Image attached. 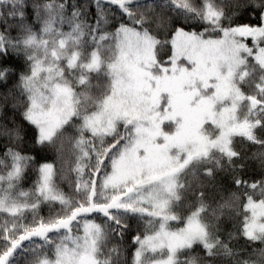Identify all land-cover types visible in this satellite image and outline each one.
Listing matches in <instances>:
<instances>
[{"label":"snow or ice","instance_id":"6c2138e0","mask_svg":"<svg viewBox=\"0 0 264 264\" xmlns=\"http://www.w3.org/2000/svg\"><path fill=\"white\" fill-rule=\"evenodd\" d=\"M0 139V264H264V0H0Z\"/></svg>","mask_w":264,"mask_h":264},{"label":"trees","instance_id":"16d2710c","mask_svg":"<svg viewBox=\"0 0 264 264\" xmlns=\"http://www.w3.org/2000/svg\"><path fill=\"white\" fill-rule=\"evenodd\" d=\"M59 2V0H58ZM72 0H69V3H71ZM218 2V0H217ZM71 11V9H69V12ZM93 12L95 11V9L92 10ZM253 23H255V21H252ZM65 31H68V28L65 27L64 29ZM13 35H15V33H13ZM245 43H247L250 47L252 46V42L251 41H246ZM166 59V57H164ZM121 132H123V127L121 126ZM167 130V129H166ZM259 135V133H257ZM5 141L3 139H0V144H3ZM109 143H111V140L108 141ZM234 142L239 145V143H243L244 148H245V154L249 157H251L252 153L261 151L259 145L253 144L251 142H248L246 140H242V138H234ZM66 160H68L70 163L65 164V169L64 172L61 173L58 177H57V184L59 186L60 189H62L66 194H70L72 192V189H74L75 184L74 181L76 179L75 174L74 173H70L69 169L71 167H74V157L72 155L71 152V145L67 146V152H66ZM52 159H54V157L51 156V154H49V160L48 162H52ZM45 162L44 160H39L38 163H43ZM57 167L59 168L60 165L57 164ZM262 171L259 168V163L256 160H249L247 162V166L244 168L243 171H238L235 173V176L238 178H241L243 180L248 181V183H252L253 181H257L260 180L262 178ZM37 179V174L34 170L29 169L28 170V174L24 180V182L21 184V188L25 191L30 190L32 188L33 183L36 181ZM85 179H87V176H85ZM228 183L231 185L230 191H237V188L235 186V184L232 182V178L231 176L229 177ZM71 185V187H70ZM20 189H17V191H19ZM244 189H240V191H243ZM250 191V189H249ZM259 192V189H257V193ZM222 196H224V198H227L228 193H222ZM257 199H259V196H256ZM74 199H81V197L79 196H75ZM216 202H220L222 203L223 201L220 199V196L216 197V201H209V203L212 204L213 207H215V203ZM242 208V205H241ZM60 211V205L57 203L55 206L49 205V204H42L41 208L39 210V216L44 217L45 219H47L50 215L51 216H55V214ZM184 215H187V212L184 213ZM26 219L24 221H22L23 223H30L32 221V213L31 212H26L25 213ZM231 216V218H230ZM91 218V216L89 217ZM4 219H8V216L6 214L4 215H0V220H4ZM243 217H239V220H242ZM139 224V227H138ZM238 225V220L235 218L234 214H229L226 213L225 216L222 218L221 220V227L224 231V233H227L228 231H233L235 226ZM182 224H180L179 222H172V227L176 228V227H181ZM144 231V226L142 223L138 222V221H132V231L126 236L125 238V242H124V247L127 249L125 255H124V259L126 260L127 264H132V257H133V253L135 251V245L132 244V239L131 237L133 235H136L137 232L143 233ZM241 244H243V240L240 241ZM109 247H111V244L109 245ZM260 247H264V245H261L259 243H254L252 244L249 248L248 251L251 252L253 248L259 249ZM188 255H196L199 254L200 256L205 255V253L202 251V246H194V250L190 251L187 253ZM186 258V255H180L178 257L179 260L183 261Z\"/></svg>","mask_w":264,"mask_h":264},{"label":"rangeland","instance_id":"374dc122","mask_svg":"<svg viewBox=\"0 0 264 264\" xmlns=\"http://www.w3.org/2000/svg\"><path fill=\"white\" fill-rule=\"evenodd\" d=\"M251 41V39L250 38H248L247 40H245L244 42H246V41ZM252 42V41H251ZM91 218H93V217H91ZM156 259H166V250H165V252L164 253H162V254H160V255H158V256H156Z\"/></svg>","mask_w":264,"mask_h":264}]
</instances>
